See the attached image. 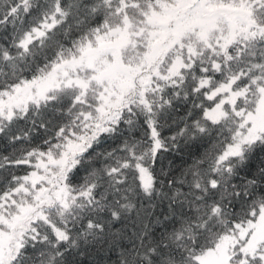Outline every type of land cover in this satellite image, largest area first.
Returning a JSON list of instances; mask_svg holds the SVG:
<instances>
[{"label":"snow or ice","instance_id":"6c2138e0","mask_svg":"<svg viewBox=\"0 0 264 264\" xmlns=\"http://www.w3.org/2000/svg\"><path fill=\"white\" fill-rule=\"evenodd\" d=\"M0 264H264V0H0Z\"/></svg>","mask_w":264,"mask_h":264}]
</instances>
